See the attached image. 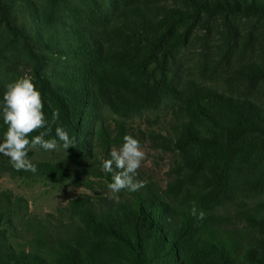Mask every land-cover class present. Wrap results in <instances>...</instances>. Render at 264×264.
Wrapping results in <instances>:
<instances>
[{
  "label": "trees",
  "instance_id": "1",
  "mask_svg": "<svg viewBox=\"0 0 264 264\" xmlns=\"http://www.w3.org/2000/svg\"><path fill=\"white\" fill-rule=\"evenodd\" d=\"M60 6L58 0H0V40L17 44L33 61L50 122L45 139L60 126L74 142L66 151L58 147L56 157H36L43 149H31L35 173L16 170L0 155V175L68 180L95 193L71 198L52 220V213H30L22 195L0 190V264H264V200L249 204L264 192V103L172 74L179 50L196 38L204 70L229 67L232 53L253 38V30L240 38L234 21L264 18V0H103L75 23L65 22ZM203 28L219 37L213 46L209 33L198 36ZM59 42L69 43L75 61L68 83L53 87L40 73L42 51ZM229 68L234 81H264V61ZM5 89L0 84V98ZM167 99L174 116L165 133L128 122ZM5 129L0 120V137ZM126 134L179 156L165 188L136 172L142 187L134 192L96 189L112 181L101 164ZM193 205L202 219L190 214Z\"/></svg>",
  "mask_w": 264,
  "mask_h": 264
},
{
  "label": "rangeland",
  "instance_id": "2",
  "mask_svg": "<svg viewBox=\"0 0 264 264\" xmlns=\"http://www.w3.org/2000/svg\"><path fill=\"white\" fill-rule=\"evenodd\" d=\"M44 1V0H42ZM60 1L59 14L64 17L66 23H75L82 15V10L89 7H93L96 11L98 8L94 6L97 2L103 3V0H58ZM90 3V4H89ZM237 25V30L240 38H245L248 32L253 30V38L249 46L241 47L232 53L231 61L227 66L236 68L237 65L242 63L246 64L250 61L263 62L264 61V18L258 15H242L234 21ZM75 27V26H74ZM59 30V29H58ZM5 34V32H1ZM198 36L203 37L209 33V37H213L210 41L217 42L219 37L212 30L199 29ZM219 34V33H218ZM56 42V41H55ZM69 43L59 42L52 47L51 50H43L42 52L46 56V65L42 67L41 72H45L49 76V81L53 87H64L69 81L70 67L75 61L74 55L69 54ZM202 40L196 38V42L189 48H181L177 54L178 63L175 64V68L172 70L173 75H181L183 77L190 78L191 80H197L202 84H218L224 92L230 94H236L238 96L254 97L258 102L264 103V81L246 83L245 80H232L224 68L230 69L225 66V63L219 64V70L214 71L213 68L206 67L204 70L200 64L204 60L202 55ZM207 45L206 47H209ZM64 50L62 54L61 51ZM216 49L211 51L216 52ZM29 56L23 55L20 49H17V44L11 47L5 46L4 39L0 40V84L7 86L20 77L29 76L32 82L37 79L34 74L33 61L29 60ZM201 62V63H200ZM225 66V67H224ZM207 75H204V74ZM42 75V74H41ZM179 79L178 81H180ZM39 89V85L37 84ZM172 101L167 99L161 101L155 107L141 110L136 112L133 116L127 118L128 122L135 128H141L146 131L153 130L155 132L165 133L170 129L171 121L174 116L172 107ZM102 118L106 121H111L113 115L108 110L102 111ZM87 122V121H86ZM170 122V123H169ZM90 121L88 127L93 125ZM142 150L145 153L144 158L141 161L140 167L136 172L143 177V179L152 181L159 188H165L169 180V170L178 159V155L172 150H163L156 148L150 144V141H144L141 144ZM120 147V146H119ZM119 147H114V150H118ZM35 149V148H33ZM32 149V150H33ZM38 154L36 157H56L58 151H36ZM29 155V153H28ZM94 179V178H93ZM94 180H97L96 178ZM104 187V189H103ZM10 189L16 195H22L27 201L28 211L33 214L41 216H47L49 213L54 214L52 220H55L56 216H59V210L64 207L71 198L79 195H93L95 192L92 189L84 186H76L68 180L64 181H52L41 179L38 181H32L20 177L11 176L9 173H3L0 175V190ZM96 189L103 190L105 194L112 193L107 185L96 186ZM264 200V192L257 197L252 198L249 204L256 201ZM24 242V239H20Z\"/></svg>",
  "mask_w": 264,
  "mask_h": 264
},
{
  "label": "clouds",
  "instance_id": "3",
  "mask_svg": "<svg viewBox=\"0 0 264 264\" xmlns=\"http://www.w3.org/2000/svg\"><path fill=\"white\" fill-rule=\"evenodd\" d=\"M43 107L41 93L29 76L8 84L0 98V120L6 125L0 137V155L7 156L16 170L36 172V164L28 158V153L37 146L45 151L58 147L66 151L74 142V138L60 126L55 128L54 138L45 139L50 122ZM57 119L58 113L53 111L52 122ZM38 129L44 130L29 137V133ZM144 156L140 141L127 134L118 150H110L109 158L103 160L101 167L105 173H112V181L107 185L112 193H119L122 189L134 192L142 187V182L135 180V177ZM190 214L197 219L204 216L203 211L198 212L195 205Z\"/></svg>",
  "mask_w": 264,
  "mask_h": 264
}]
</instances>
